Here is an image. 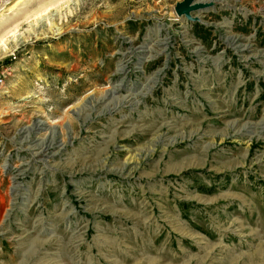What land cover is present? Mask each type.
Segmentation results:
<instances>
[{"label":"rangeland","instance_id":"1","mask_svg":"<svg viewBox=\"0 0 264 264\" xmlns=\"http://www.w3.org/2000/svg\"><path fill=\"white\" fill-rule=\"evenodd\" d=\"M180 1L0 0V264H264V0Z\"/></svg>","mask_w":264,"mask_h":264},{"label":"water","instance_id":"2","mask_svg":"<svg viewBox=\"0 0 264 264\" xmlns=\"http://www.w3.org/2000/svg\"><path fill=\"white\" fill-rule=\"evenodd\" d=\"M211 5L212 4L210 2L203 3L200 2V0L199 1L182 0L174 5L173 13L175 14L176 17H181L189 23L199 24V20L196 17L192 16V14L194 12L206 10L209 7H211Z\"/></svg>","mask_w":264,"mask_h":264},{"label":"bare ground","instance_id":"3","mask_svg":"<svg viewBox=\"0 0 264 264\" xmlns=\"http://www.w3.org/2000/svg\"><path fill=\"white\" fill-rule=\"evenodd\" d=\"M215 1H218V0H215ZM214 0H205V1H203V0H200V2H205V3H207V2H210V3H212V2H215ZM17 5V4H16ZM15 5V6H16ZM15 6L12 8V10L11 11H14V9H15ZM4 17V15L3 14H0V22H2V20L4 19L3 18ZM197 18V17H196ZM55 30V32H57L58 33V29H54ZM54 32V31H53ZM3 33V32H2ZM9 33V32H8ZM7 33V35H9V37H11L12 35H14V33H13V31H11L10 30V33L8 34ZM3 34H5V33H3ZM59 34H60V32H59ZM4 41V38L2 37V36H0V48H4L5 49V43L3 42ZM7 48V47H6ZM122 66H120L119 68H118V72H120V71H122Z\"/></svg>","mask_w":264,"mask_h":264},{"label":"built area","instance_id":"4","mask_svg":"<svg viewBox=\"0 0 264 264\" xmlns=\"http://www.w3.org/2000/svg\"><path fill=\"white\" fill-rule=\"evenodd\" d=\"M2 1V0H1ZM4 1V0H3ZM0 83H1V79H0Z\"/></svg>","mask_w":264,"mask_h":264}]
</instances>
